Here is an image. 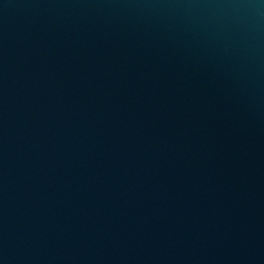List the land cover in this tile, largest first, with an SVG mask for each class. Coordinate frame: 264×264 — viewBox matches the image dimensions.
<instances>
[{"label":"water","instance_id":"water-1","mask_svg":"<svg viewBox=\"0 0 264 264\" xmlns=\"http://www.w3.org/2000/svg\"><path fill=\"white\" fill-rule=\"evenodd\" d=\"M0 264H264V0H0Z\"/></svg>","mask_w":264,"mask_h":264}]
</instances>
